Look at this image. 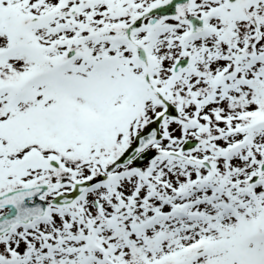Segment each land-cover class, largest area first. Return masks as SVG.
<instances>
[{"label": "snow or ice", "instance_id": "snow-or-ice-1", "mask_svg": "<svg viewBox=\"0 0 264 264\" xmlns=\"http://www.w3.org/2000/svg\"><path fill=\"white\" fill-rule=\"evenodd\" d=\"M0 264H264V0H0Z\"/></svg>", "mask_w": 264, "mask_h": 264}]
</instances>
